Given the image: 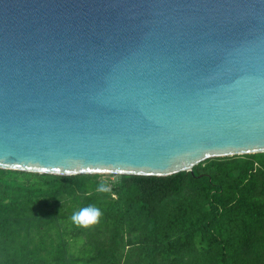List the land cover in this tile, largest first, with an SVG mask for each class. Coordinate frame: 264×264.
<instances>
[{
    "label": "water",
    "instance_id": "obj_1",
    "mask_svg": "<svg viewBox=\"0 0 264 264\" xmlns=\"http://www.w3.org/2000/svg\"><path fill=\"white\" fill-rule=\"evenodd\" d=\"M264 152V0H0V168L167 176Z\"/></svg>",
    "mask_w": 264,
    "mask_h": 264
},
{
    "label": "trees",
    "instance_id": "obj_2",
    "mask_svg": "<svg viewBox=\"0 0 264 264\" xmlns=\"http://www.w3.org/2000/svg\"><path fill=\"white\" fill-rule=\"evenodd\" d=\"M98 176L0 168V264H264V152L119 174L107 192ZM62 196L77 211L95 204L100 223L49 210Z\"/></svg>",
    "mask_w": 264,
    "mask_h": 264
},
{
    "label": "rangeland",
    "instance_id": "obj_3",
    "mask_svg": "<svg viewBox=\"0 0 264 264\" xmlns=\"http://www.w3.org/2000/svg\"><path fill=\"white\" fill-rule=\"evenodd\" d=\"M119 174H108V173H102L99 174L97 180L103 182L105 185H107L109 188H112L115 183L119 180ZM74 202L70 197L62 196L57 201L51 202L50 206L48 207L49 210H58L59 212H64L67 215L71 216L74 212L77 211V209L73 208ZM71 221V219H69ZM81 228V227H77ZM83 235V233L81 234ZM73 242V249L71 250L74 254H78V250L80 248L81 242Z\"/></svg>",
    "mask_w": 264,
    "mask_h": 264
},
{
    "label": "clouds",
    "instance_id": "obj_4",
    "mask_svg": "<svg viewBox=\"0 0 264 264\" xmlns=\"http://www.w3.org/2000/svg\"><path fill=\"white\" fill-rule=\"evenodd\" d=\"M100 192L110 191V188L101 183L97 189ZM103 216L102 210L95 204H89L73 213L71 216V222L77 227L90 228L96 224H99Z\"/></svg>",
    "mask_w": 264,
    "mask_h": 264
}]
</instances>
